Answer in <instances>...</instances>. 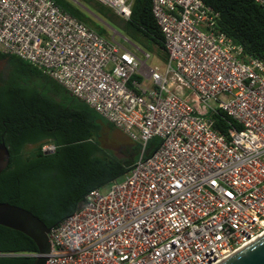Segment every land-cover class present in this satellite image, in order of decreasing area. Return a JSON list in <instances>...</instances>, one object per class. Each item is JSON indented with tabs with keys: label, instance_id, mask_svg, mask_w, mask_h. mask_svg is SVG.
<instances>
[{
	"label": "built area",
	"instance_id": "obj_1",
	"mask_svg": "<svg viewBox=\"0 0 264 264\" xmlns=\"http://www.w3.org/2000/svg\"><path fill=\"white\" fill-rule=\"evenodd\" d=\"M96 1L124 21L135 2ZM153 14L168 55L154 67L53 0H0V51L139 146L123 180L51 229L48 264H220L264 235V60L219 31L202 0H153ZM220 112L234 122L224 134Z\"/></svg>",
	"mask_w": 264,
	"mask_h": 264
},
{
	"label": "trees",
	"instance_id": "obj_2",
	"mask_svg": "<svg viewBox=\"0 0 264 264\" xmlns=\"http://www.w3.org/2000/svg\"><path fill=\"white\" fill-rule=\"evenodd\" d=\"M53 1L100 36L108 38L107 26H118L143 50L167 61L153 0H135L129 21H122L96 0ZM202 1L220 12L219 31L242 45L247 55L264 60L261 5L254 0ZM0 61L6 63L5 72L0 73V142L6 143L11 154L0 176V202L24 208L53 228L79 210L91 191L123 178L137 161L139 146L128 149L123 159L107 153L100 139L106 121L97 112L19 57L0 51ZM213 118L220 133L234 125L222 112ZM48 144L56 147L54 152L44 151ZM30 145L35 148L27 152ZM11 252L40 253L28 236L0 225V254ZM34 261L32 257H0V264Z\"/></svg>",
	"mask_w": 264,
	"mask_h": 264
},
{
	"label": "water",
	"instance_id": "obj_3",
	"mask_svg": "<svg viewBox=\"0 0 264 264\" xmlns=\"http://www.w3.org/2000/svg\"><path fill=\"white\" fill-rule=\"evenodd\" d=\"M11 154L6 143L0 142V176L9 166ZM0 225L21 232L32 239L41 254L34 264H48L51 252L49 228L32 212L9 203L0 202ZM220 264H264V236Z\"/></svg>",
	"mask_w": 264,
	"mask_h": 264
},
{
	"label": "rangeland",
	"instance_id": "obj_4",
	"mask_svg": "<svg viewBox=\"0 0 264 264\" xmlns=\"http://www.w3.org/2000/svg\"><path fill=\"white\" fill-rule=\"evenodd\" d=\"M99 21H101V23H103V21L99 18L97 19ZM122 20V19H121ZM123 21V20H122ZM107 28L109 29V37H112L114 34H116V40L121 43L124 47L133 50L135 49L134 46L138 47L140 50L144 51V52H148L150 53V55L152 56L151 60L149 61V65L154 66H158L161 64L160 61H158V57L155 52H150L147 50H143L137 43H135L133 40H131L129 37H127V35L122 31V29H120L118 26H107ZM116 31V32H114ZM108 37V38H109ZM125 39H127L129 42H126ZM133 44V45H132ZM5 67H6V63L4 61H0V73L5 72ZM51 144L46 145L50 146ZM101 145L103 147L104 150L107 151V153H111L113 155H115L118 158L122 157L121 152L123 150H125V148L127 146H129V140L128 138L120 131L114 132L112 130L109 129H103L101 132ZM35 146L30 145L27 147L26 151H31L32 149H34ZM124 178V177H123ZM123 178L119 179V180H123ZM109 190V186L103 188L104 192H107Z\"/></svg>",
	"mask_w": 264,
	"mask_h": 264
},
{
	"label": "crops",
	"instance_id": "obj_5",
	"mask_svg": "<svg viewBox=\"0 0 264 264\" xmlns=\"http://www.w3.org/2000/svg\"><path fill=\"white\" fill-rule=\"evenodd\" d=\"M103 129H109V130H112V131H114V132H117V131H120V130H118V129H116L115 127H112L111 125H109L107 122H104L103 123ZM121 132V131H120ZM123 133V132H122ZM124 134V133H123ZM125 135V134H124ZM126 136V135H125ZM127 137V136H126ZM128 138V137H127ZM100 139H101V137H100ZM128 140H129V146H127L126 148H125V150H123L122 152H121V154H122V157L120 158V159H123V158H125L126 157V153H127V151H128V149H130V148H133V147H135L137 144L136 143H134V142H132L129 138H128Z\"/></svg>",
	"mask_w": 264,
	"mask_h": 264
},
{
	"label": "bare ground",
	"instance_id": "obj_6",
	"mask_svg": "<svg viewBox=\"0 0 264 264\" xmlns=\"http://www.w3.org/2000/svg\"><path fill=\"white\" fill-rule=\"evenodd\" d=\"M264 236V235H263ZM263 236H261V237H263ZM260 238H258V240H259ZM257 241V240H256Z\"/></svg>",
	"mask_w": 264,
	"mask_h": 264
}]
</instances>
